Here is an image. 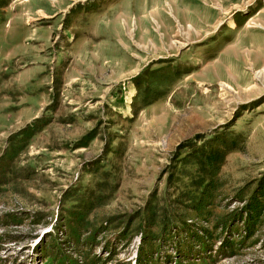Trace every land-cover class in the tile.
Masks as SVG:
<instances>
[{
  "label": "rangeland",
  "instance_id": "rangeland-1",
  "mask_svg": "<svg viewBox=\"0 0 264 264\" xmlns=\"http://www.w3.org/2000/svg\"><path fill=\"white\" fill-rule=\"evenodd\" d=\"M218 135L215 215L264 177V0H0V264H264L187 236Z\"/></svg>",
  "mask_w": 264,
  "mask_h": 264
},
{
  "label": "trees",
  "instance_id": "trees-1",
  "mask_svg": "<svg viewBox=\"0 0 264 264\" xmlns=\"http://www.w3.org/2000/svg\"><path fill=\"white\" fill-rule=\"evenodd\" d=\"M24 132H27V130L25 129L22 133ZM207 143L211 144L209 149H207ZM188 146H194L190 140L184 142L180 148H187ZM228 152L227 142L222 141L218 135L209 138L202 145L194 147L193 151L187 152L183 158L177 159L181 160V162L186 161L185 163L189 164L196 162L197 164L194 174L191 171L181 174L182 177H190L191 182L178 189L179 193L177 196L178 200L183 199L186 212L194 211L198 217H201L208 224H214L213 229L210 227L202 228V234L199 233L195 226L192 229L186 230L191 245L193 243L201 245L203 248H207L208 251L212 250L209 247L212 244L210 242L217 238L214 236L217 232L215 229L223 228L224 233L226 232L225 236L220 240L221 246L219 248L223 251L247 246V242L254 238L260 229L264 228V177L248 196L238 193L232 197L236 201L244 202L241 208L222 211L217 215L213 211L214 207L219 206L218 198L222 194L221 189L223 185L220 171ZM190 157H193L192 160L187 161L186 159ZM153 201L147 203L144 212L145 216H158V214L160 216L161 209ZM170 208L171 204L166 205L162 212H168ZM162 215L164 217L167 216V214ZM214 215L216 219L213 217ZM159 224H162V222ZM163 224H165V221H163ZM155 225L157 223L153 222V226ZM234 232L239 233L238 239H232L234 238ZM256 241L257 239L250 244H255Z\"/></svg>",
  "mask_w": 264,
  "mask_h": 264
}]
</instances>
